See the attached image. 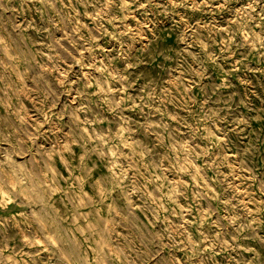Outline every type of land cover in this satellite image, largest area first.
I'll use <instances>...</instances> for the list:
<instances>
[{
  "label": "rangeland",
  "instance_id": "374dc122",
  "mask_svg": "<svg viewBox=\"0 0 264 264\" xmlns=\"http://www.w3.org/2000/svg\"><path fill=\"white\" fill-rule=\"evenodd\" d=\"M0 264H264V0H0Z\"/></svg>",
  "mask_w": 264,
  "mask_h": 264
}]
</instances>
